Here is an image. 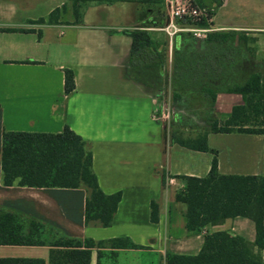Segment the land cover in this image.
Returning a JSON list of instances; mask_svg holds the SVG:
<instances>
[{
  "label": "crops",
  "instance_id": "1",
  "mask_svg": "<svg viewBox=\"0 0 264 264\" xmlns=\"http://www.w3.org/2000/svg\"><path fill=\"white\" fill-rule=\"evenodd\" d=\"M149 5L142 0H87L80 4L77 18L73 0H0V27L26 29L0 31V210L42 222L50 230L51 240L128 237L142 246L116 249V264H129L131 259L137 264H164L167 251L196 254L205 235L216 230L255 239V226L239 219L243 217L198 232L186 229V206L176 199L184 186L178 177L206 176L213 153L170 144L166 124L154 118L163 102L160 92L130 65L132 38L125 31L152 18ZM56 9L60 12L52 22L31 23L48 18ZM212 22L213 31H247L240 49L252 68L264 76L261 40L254 30L218 24L216 15ZM149 29L154 39L160 43L169 40L172 48L161 28ZM175 39L183 45V36L178 34ZM200 41L202 47L204 40ZM167 67L170 69L168 60ZM66 69L75 74L76 89L71 94L64 89ZM177 92L181 98L172 103L174 123L179 112H186L183 103L210 107L214 118L224 119L244 102L235 93L220 92L212 100L182 87ZM65 126L91 148L102 191L122 192L109 227L85 224V187L38 188L3 182L4 131L59 133ZM208 144L217 151L221 174L264 173L263 134L209 133ZM152 200L159 205L156 223L150 219ZM50 249L47 245H0V258H42L48 263ZM262 255L264 264V250ZM90 264H97L96 249Z\"/></svg>",
  "mask_w": 264,
  "mask_h": 264
},
{
  "label": "trees",
  "instance_id": "2",
  "mask_svg": "<svg viewBox=\"0 0 264 264\" xmlns=\"http://www.w3.org/2000/svg\"><path fill=\"white\" fill-rule=\"evenodd\" d=\"M87 0H73L74 13L80 16V4ZM110 2L117 0H108ZM149 2L152 18L142 25L126 30L132 38L130 65L138 76L163 92L166 85L165 67L169 40L158 42L149 28H162L168 22L164 0ZM60 10H54L48 18L31 23L52 22ZM198 21L178 20L182 26L212 28L213 15ZM0 31H26L19 27H0ZM247 31L217 30L207 33L202 47L190 33H178L183 45L172 40L173 89L172 100L181 95L176 86L195 90L215 100L220 92L240 94L243 104L233 107L229 117H211L209 127L196 135H183L179 128L170 132V144L213 153L209 173L204 177L179 176L184 186L177 191L176 199L186 206V229L198 232L206 226L223 224L227 219L243 217L253 221L255 239L227 230L207 233L203 245L196 254L167 251L164 264H263L264 250V173L255 175L221 174L217 151L208 144L209 133H260L264 135V76L256 72L246 60L239 45ZM177 34V35H178ZM238 37V43H236ZM162 47V51L159 48ZM244 64V65H243ZM246 66L242 80L237 77ZM155 68L160 69L157 72ZM64 89L71 94L76 89L73 70L66 69ZM2 173L5 185L18 184L28 187L78 188L85 187V224L102 227L112 225L122 192L106 194L100 188L93 170V153L87 142L70 127L59 133L4 131L2 136ZM167 174L162 173L165 185ZM159 205L152 200L150 219L158 222ZM50 230L38 220L26 219L10 211L0 210V245L49 246L48 263L42 258H0V264H90L92 250H97V264H116V249L141 248L128 237L105 240L93 238L60 237L50 239Z\"/></svg>",
  "mask_w": 264,
  "mask_h": 264
},
{
  "label": "rangeland",
  "instance_id": "3",
  "mask_svg": "<svg viewBox=\"0 0 264 264\" xmlns=\"http://www.w3.org/2000/svg\"><path fill=\"white\" fill-rule=\"evenodd\" d=\"M193 5L196 9L205 8L209 11L213 18L216 15V22L218 24H224L229 26H239L245 29L254 30L255 34L260 37L261 43H259L260 52L259 57L264 58V0H193ZM163 9L164 6H161ZM164 41V39H163ZM236 44V43H235ZM237 44H239L237 42ZM241 47V44L239 45ZM241 50V49H240ZM163 55L167 57L168 65L170 64V69H166L165 73L167 77V82L162 93H160L162 101H170V105L173 107L172 100V89H173V55L172 48L169 50H163ZM250 63V60H247ZM244 65V64H243ZM157 72L160 69L155 68ZM249 69L246 66L242 67L237 80H242L245 73H248ZM179 87L176 86V89ZM182 107L185 108V113L179 112L177 122L174 123L173 118L169 121L164 122L166 124V134L169 136L170 132L174 128H179L183 135H188V133L196 132L200 127L210 123L211 117H213L210 112V107H204L203 105L192 106L189 102L183 103ZM176 108V107H175ZM197 129V130H196ZM240 220L246 221L254 226L252 220L247 218H239ZM128 264V263H127ZM129 264H137L132 259Z\"/></svg>",
  "mask_w": 264,
  "mask_h": 264
},
{
  "label": "built area",
  "instance_id": "4",
  "mask_svg": "<svg viewBox=\"0 0 264 264\" xmlns=\"http://www.w3.org/2000/svg\"><path fill=\"white\" fill-rule=\"evenodd\" d=\"M164 4L168 16V22L161 28V30L167 34L170 41H172L173 38L181 32L190 33L195 39L200 41L206 38L208 32L213 31V27L201 28L196 26H182L178 24V20L191 19L193 21H198L202 17L208 18L209 15L207 9H196L193 5V0H164ZM174 115L175 111L171 107L170 101H166L164 98L161 110L154 114V118L162 122H167L173 118Z\"/></svg>",
  "mask_w": 264,
  "mask_h": 264
},
{
  "label": "water",
  "instance_id": "5",
  "mask_svg": "<svg viewBox=\"0 0 264 264\" xmlns=\"http://www.w3.org/2000/svg\"><path fill=\"white\" fill-rule=\"evenodd\" d=\"M236 40L238 41V37H236ZM199 43L201 42V41H198Z\"/></svg>",
  "mask_w": 264,
  "mask_h": 264
}]
</instances>
